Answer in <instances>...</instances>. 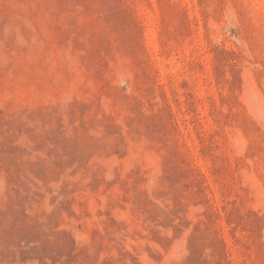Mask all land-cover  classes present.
I'll return each instance as SVG.
<instances>
[{"label": "rangeland", "instance_id": "obj_1", "mask_svg": "<svg viewBox=\"0 0 264 264\" xmlns=\"http://www.w3.org/2000/svg\"><path fill=\"white\" fill-rule=\"evenodd\" d=\"M0 264H264V0H0Z\"/></svg>", "mask_w": 264, "mask_h": 264}]
</instances>
